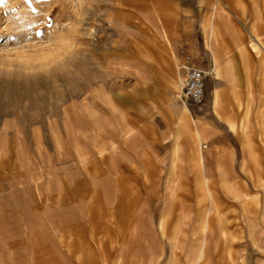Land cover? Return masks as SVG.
I'll list each match as a JSON object with an SVG mask.
<instances>
[{
    "label": "rangeland",
    "instance_id": "1",
    "mask_svg": "<svg viewBox=\"0 0 264 264\" xmlns=\"http://www.w3.org/2000/svg\"><path fill=\"white\" fill-rule=\"evenodd\" d=\"M173 11L165 0L0 4V264H264L259 116L227 128L246 143L231 162L207 140L201 163L176 143Z\"/></svg>",
    "mask_w": 264,
    "mask_h": 264
},
{
    "label": "crops",
    "instance_id": "2",
    "mask_svg": "<svg viewBox=\"0 0 264 264\" xmlns=\"http://www.w3.org/2000/svg\"><path fill=\"white\" fill-rule=\"evenodd\" d=\"M165 1L172 3L173 17L180 20L182 60L190 56L194 66L209 72L205 102L196 109L200 132L194 136L189 130L187 102L182 100L184 78L179 71L175 99H181L183 105L174 100L169 111L175 119L174 139L176 143L191 142L195 162L204 161L200 154L202 140H207L203 146L210 147L217 161H234L235 148L246 143L244 134L232 133L227 128L234 122L240 123L242 116L255 114L264 130V56L259 55L264 52V43L263 37L255 35L258 30H264V0ZM224 1L229 5L226 6L228 14L224 11L217 14L216 6L225 5ZM247 35L251 39L249 47ZM248 100L258 107L251 111Z\"/></svg>",
    "mask_w": 264,
    "mask_h": 264
},
{
    "label": "built area",
    "instance_id": "3",
    "mask_svg": "<svg viewBox=\"0 0 264 264\" xmlns=\"http://www.w3.org/2000/svg\"><path fill=\"white\" fill-rule=\"evenodd\" d=\"M184 85L182 95L186 102L200 106L205 102L206 82L209 72L203 71L191 63L190 56L183 60Z\"/></svg>",
    "mask_w": 264,
    "mask_h": 264
},
{
    "label": "snow or ice",
    "instance_id": "4",
    "mask_svg": "<svg viewBox=\"0 0 264 264\" xmlns=\"http://www.w3.org/2000/svg\"><path fill=\"white\" fill-rule=\"evenodd\" d=\"M5 2H6V0H0V4H4ZM25 3L30 6L32 3V0H25ZM33 11H35V9H33Z\"/></svg>",
    "mask_w": 264,
    "mask_h": 264
},
{
    "label": "bare ground",
    "instance_id": "5",
    "mask_svg": "<svg viewBox=\"0 0 264 264\" xmlns=\"http://www.w3.org/2000/svg\"><path fill=\"white\" fill-rule=\"evenodd\" d=\"M183 85H184V79H183Z\"/></svg>",
    "mask_w": 264,
    "mask_h": 264
}]
</instances>
